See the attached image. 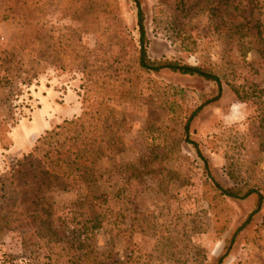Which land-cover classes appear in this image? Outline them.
<instances>
[{
	"label": "rangeland",
	"instance_id": "374dc122",
	"mask_svg": "<svg viewBox=\"0 0 264 264\" xmlns=\"http://www.w3.org/2000/svg\"><path fill=\"white\" fill-rule=\"evenodd\" d=\"M140 1L151 58L209 62L230 83L264 88V57L214 24L221 0ZM139 50L133 0H0V264H66L63 248L79 243L90 264H264V202L236 233L257 195L214 185L264 195L254 103L225 78L206 104L216 82L144 71ZM80 129L98 186L78 163H55Z\"/></svg>",
	"mask_w": 264,
	"mask_h": 264
},
{
	"label": "trees",
	"instance_id": "16d2710c",
	"mask_svg": "<svg viewBox=\"0 0 264 264\" xmlns=\"http://www.w3.org/2000/svg\"><path fill=\"white\" fill-rule=\"evenodd\" d=\"M137 7L138 12V30H139V41H140V50L138 55V63L139 67L143 69L144 71H155L159 72L164 69H170L173 71H179L182 74L187 75H197L202 78H205L206 80L214 81L218 84V95L215 99H211L206 102L209 103L210 101L217 100L221 97L223 92V79L226 77L223 75L221 71H219L214 65L211 63H207L205 65H194L189 63H182L177 60L172 59H153L149 56L148 53V35L145 25V12L142 7L140 0H133ZM211 0H207V2H210ZM222 3L219 5H216L212 7V11L214 13L215 18V26L216 28L223 33V31H226L228 29L231 31L229 34V38L237 41L238 45L241 44L245 48H248L249 50L254 49L257 50L263 57H264V23L262 21L261 17L257 16V12H261L262 5L264 4V0H240L236 5H231L230 0H221ZM226 81L231 86L232 90L236 94V96L242 100V101H251L254 103L256 107V111L258 113V117L260 119V126H259V136L262 138V147L264 148V88L258 87L257 84H252V87H241L240 85H235L233 83H230L229 79L226 78ZM203 108V105L196 109L188 118V123L186 125V131L189 133V127L192 122V120L195 118V116L199 113V111ZM61 128V127H58ZM63 130H66V126L62 127ZM61 130V131H63ZM60 131L55 132V134H58ZM53 132H50L52 134ZM87 135L88 132L80 129L77 130V133H74L70 136V141H72V146L67 150L66 152L59 155V157L56 158L55 163L59 169H63L65 165L68 167L71 166L72 163H78L77 167L75 168V171L78 173L80 172V177L85 182H93L96 181L95 184L98 186V180L99 178L96 176L102 175L101 167L99 169V173L94 170L93 163H90V156L87 155L89 153V145L88 143H85L87 141ZM79 141H82L83 143H80L81 149L78 150V152L74 151L75 145L78 144ZM193 142V141H192ZM196 144V143H194ZM79 146V144L77 145ZM196 147L198 145L196 144ZM76 148V147H75ZM96 153H98V150H96ZM28 157H26L27 159ZM83 159V161H81ZM81 162V163H79ZM89 162V164H88ZM207 166V163H206ZM71 168V167H69ZM71 170V169H70ZM52 172L55 173V175L58 176V171L53 170ZM72 172V171H71ZM74 172V171H73ZM76 173V174H77ZM47 174H50V172ZM65 174V173H64ZM70 173H68L69 175ZM50 176V175H48ZM215 187L218 188L221 192V194L233 198H241L245 199L249 197L251 194L256 193L257 195V202L256 206L254 207L253 211L250 213L248 219L246 222L240 226L236 233L241 231L244 226H246L253 216L257 214L263 205L264 202V195L257 189L251 188L249 189L245 194L240 193L237 189L232 188H225L220 183L215 181L214 183ZM102 190V189H101ZM103 193L106 191L102 190ZM96 198H99L98 196ZM43 199V198H42ZM34 202L37 206V215L39 214H46L45 209L43 207H40L42 205L41 203V195L40 193H36V197L34 199ZM44 210V211H43ZM43 212V213H42ZM50 214H47V217L42 219V223L46 224L48 226V233L44 235V237L48 236V242L52 241L53 237L58 236L59 231L55 229L54 224H52V219L49 216ZM236 235L233 236L232 242L235 241ZM55 245H50V251L54 252L53 247ZM84 244H78V245H72L68 249L63 248V256H66V264H78L74 260L76 257L78 259L79 264H90L92 259H95V257L92 255L91 250L90 251H84L83 250ZM82 250V251H81ZM81 252V253H80ZM65 260L63 262L65 263ZM60 262L59 260L55 262V264H58ZM90 262V263H89ZM50 264H53L52 261Z\"/></svg>",
	"mask_w": 264,
	"mask_h": 264
}]
</instances>
